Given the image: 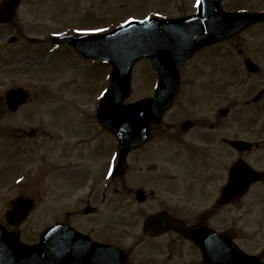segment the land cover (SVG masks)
Returning <instances> with one entry per match:
<instances>
[{"label": "rangeland", "instance_id": "374dc122", "mask_svg": "<svg viewBox=\"0 0 264 264\" xmlns=\"http://www.w3.org/2000/svg\"><path fill=\"white\" fill-rule=\"evenodd\" d=\"M3 1L0 0V4ZM196 4L197 0H23L14 21L0 25L1 220L6 222L5 214L21 193L40 196L42 200L38 204H50L52 199L48 193L55 176L36 172L49 164L66 168L69 159L61 155L62 147L79 139H90L93 145H98L104 135L97 125L95 109L109 84L111 67L103 62L88 61L66 48L56 49L47 42L32 44L27 38L45 41L69 31L107 32L131 19L183 17L195 13ZM222 7L228 12L261 11L264 0H224ZM19 34L21 42L11 44L9 39ZM246 57L255 59L262 67L259 74L246 71ZM186 66L181 98L166 117V122L180 123L194 118L217 120L220 128L230 129L229 133L235 139L256 142L262 139L264 143V100L251 105V99L264 90V23L253 25L220 42L211 51L200 53ZM154 84L150 63L141 60L133 69V93L125 103L150 97ZM13 88H22L31 95V100L15 114L7 109L4 100ZM223 109L229 110L226 117L220 115ZM33 129L39 130V135L30 138L28 133ZM106 138L110 139L107 135ZM149 148L132 154L128 160L129 174L124 178L127 185L124 187L143 188L155 194L153 201L144 205H136L123 196V215L129 222L133 221L125 230L129 235L124 238L127 244L140 236L143 216L157 213L172 204L170 202L178 204L181 200V180L185 173H163L166 167L171 168L163 159H159L163 166L150 173ZM225 148L222 144L218 146L219 187L225 182L229 167L239 158L237 153L233 157L227 155ZM244 159L256 170L264 172V144ZM88 163L91 169H98L102 159L90 157ZM113 187L107 193V200L114 196ZM38 188L47 191L35 192ZM203 197L201 205L196 206L198 209L205 207ZM37 210L18 229L25 239L40 229L35 222ZM137 223L138 231L132 227ZM213 225L216 229L231 227L236 244L245 252H264V185L253 186L232 208L217 212ZM157 241L150 264H178L177 261L182 260L175 258V251L181 250L186 261L187 256L196 252L187 244L163 249L161 246L165 247L166 239ZM170 255L174 258L168 261ZM140 262L141 258L134 260V264Z\"/></svg>", "mask_w": 264, "mask_h": 264}, {"label": "flooded vegetation", "instance_id": "af4514ba", "mask_svg": "<svg viewBox=\"0 0 264 264\" xmlns=\"http://www.w3.org/2000/svg\"><path fill=\"white\" fill-rule=\"evenodd\" d=\"M17 40L15 43L21 42L20 34L17 36ZM214 47L206 48L198 54L211 51ZM246 59L257 63L251 57H246ZM180 98L181 96L172 109L166 113L165 119L170 115ZM220 131L222 132L220 133ZM229 131L230 129L220 128L217 120L201 121L197 118L186 119L180 123L164 120L160 124L151 126L149 143L132 151L130 156L150 146L147 151L150 154V173H155L154 171L163 166L159 162V159H163L164 163L171 167H166L163 173H185V178L181 180L180 202L175 204V201H172L170 202L172 204H168V207L159 210V212L143 216L140 236L133 239L132 244L124 243V238L129 236L125 230L130 228L133 221L129 222L123 215L125 214L122 207L125 206L123 196L130 198L128 201L132 200L136 205H144L153 201L155 193L143 188H125L124 186L127 185L124 178L129 173L120 176L113 175L118 161L119 147L115 138L105 130H103L104 135L110 136L108 143L105 137L100 139L98 145H93V141L90 139L74 140L66 147L61 148V155H65L69 159L66 168H58L55 164L53 167L49 164L36 172L55 176L53 187L48 193L52 199L50 204H38L42 200L40 196L36 198L21 193L20 195L33 201L28 217L19 224L17 222L10 224L1 219L0 222L9 231L20 229V226L38 208L35 222L40 229L29 240L27 238L28 243L39 242L46 229L61 226V229L53 236L54 248L57 250V256L61 254L69 256L68 264H106L103 252V246L106 247V245L114 246L123 252L127 264H134V260L138 258H141V262L137 264H150V257L154 254L153 251L156 249L159 239H166L165 247L161 246L163 249L168 250L172 245L187 244L196 250L194 255L187 256L189 257L188 261L181 250L175 251V258L184 261V263L177 261L180 262L178 264H203L199 248L179 230L173 228L157 236H150L149 219L155 215H164L186 227L206 226L218 232L230 233L234 240L231 227L216 229L213 225V219L217 216V212L234 206V204H230L220 207L218 204L221 190L228 179L226 176L225 182L221 187L218 186V146L222 144L227 147L223 150L227 155L233 157L236 151L230 142L242 140L235 139ZM34 133L35 138L39 135V130L35 129ZM222 134L225 136H221ZM252 143L255 148L262 145L261 142L252 141ZM239 155L240 158H243L245 154ZM90 157L95 160L102 159L101 167L91 169L90 163H88ZM112 185H114L112 188L114 196L107 200V193ZM39 191L43 193L47 189H35V192ZM139 191L143 193L142 200H140V195H137ZM202 196L205 197V207L198 209L196 206L197 204L201 205ZM132 227L139 230L138 223ZM169 254L171 253L169 252ZM250 254L257 255L264 263V252ZM178 255L180 257H177ZM172 256L170 255L167 260L171 261L170 259L174 258Z\"/></svg>", "mask_w": 264, "mask_h": 264}, {"label": "water", "instance_id": "95a60500", "mask_svg": "<svg viewBox=\"0 0 264 264\" xmlns=\"http://www.w3.org/2000/svg\"><path fill=\"white\" fill-rule=\"evenodd\" d=\"M20 1L5 0L0 5V23L13 20ZM222 1L200 0L197 13L185 18H150L128 23L106 34L74 35L52 40L71 45L86 58L103 59L113 66L111 85L99 105L98 117L103 126L120 141L122 155L119 169L125 170L128 152L149 139L150 124L160 122L164 113L172 106L179 92L180 69L186 60L198 49L230 38L253 24L264 22V12H225L221 8ZM200 35H206L207 39L197 43ZM141 58H148L159 76L156 97L123 105V101L131 95L133 66ZM246 64L250 71H257L258 68L252 62L248 61ZM27 99V95L21 90H11L6 98L8 107L13 112L25 104ZM222 115H226V111ZM232 145L240 151L250 148L249 144L243 142H232ZM261 177L248 164L237 162L232 167L229 183L223 190V201L241 198ZM19 205L20 202L15 205V210ZM171 227L182 230L194 240L202 249L206 264H216L221 258L228 264H257L236 245L233 246L229 236L216 235L200 228H179L161 218L150 220V229L158 231ZM47 240L49 238L45 237L44 242ZM46 245L49 246V242L44 243L42 248L26 246L19 242L18 236L15 238L9 235L0 226V264H53L51 254H44ZM121 260L118 251L106 249V264H122Z\"/></svg>", "mask_w": 264, "mask_h": 264}]
</instances>
